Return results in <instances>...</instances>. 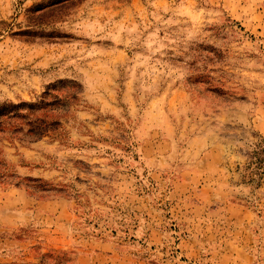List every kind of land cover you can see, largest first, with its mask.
Instances as JSON below:
<instances>
[{"label":"rangeland","instance_id":"obj_1","mask_svg":"<svg viewBox=\"0 0 264 264\" xmlns=\"http://www.w3.org/2000/svg\"><path fill=\"white\" fill-rule=\"evenodd\" d=\"M0 264H264V0H0Z\"/></svg>","mask_w":264,"mask_h":264},{"label":"trees","instance_id":"obj_2","mask_svg":"<svg viewBox=\"0 0 264 264\" xmlns=\"http://www.w3.org/2000/svg\"><path fill=\"white\" fill-rule=\"evenodd\" d=\"M255 154H258L259 153V151L258 150H255V152H254ZM255 157V156H254Z\"/></svg>","mask_w":264,"mask_h":264}]
</instances>
